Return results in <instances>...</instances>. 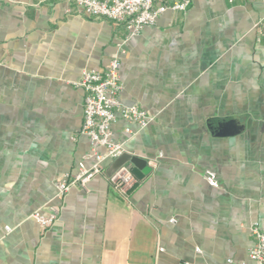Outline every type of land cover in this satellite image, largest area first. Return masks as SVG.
Returning a JSON list of instances; mask_svg holds the SVG:
<instances>
[{"label":"crops","instance_id":"1","mask_svg":"<svg viewBox=\"0 0 264 264\" xmlns=\"http://www.w3.org/2000/svg\"><path fill=\"white\" fill-rule=\"evenodd\" d=\"M125 36L70 0H0V264L249 263V226L264 232V0H191L130 38L119 99L154 116L112 125L135 185L108 183L116 159L53 199L63 173L94 163L72 83ZM227 118L235 132L214 135ZM49 204L59 218L42 229L31 214Z\"/></svg>","mask_w":264,"mask_h":264},{"label":"built area","instance_id":"2","mask_svg":"<svg viewBox=\"0 0 264 264\" xmlns=\"http://www.w3.org/2000/svg\"><path fill=\"white\" fill-rule=\"evenodd\" d=\"M75 8L90 17L106 18L124 26L126 36L116 45V52L103 71L83 70L72 85L83 93V123L80 133L88 138L90 152L94 160L88 169L80 168L77 172H65L55 181L53 199L63 201L71 189L84 190L97 175H104V166L118 159L122 144L113 138L112 125L120 117L125 123L138 129L148 127L153 121L146 111L137 105H123L119 96L122 90L120 80V58L126 53L130 38L138 36L147 26H154L157 19L166 11L185 12L191 0H70ZM132 134L129 129L125 130ZM103 149L100 153L98 150ZM204 181L212 188H218L214 172H203ZM108 183L123 196L135 185V178L129 166H121L107 178ZM31 218L42 229L53 226L59 218V207L49 204L44 210H36ZM170 223L174 224L173 219ZM6 231H10L6 228ZM252 245L248 250V264H264V232L257 223L249 226Z\"/></svg>","mask_w":264,"mask_h":264},{"label":"water","instance_id":"3","mask_svg":"<svg viewBox=\"0 0 264 264\" xmlns=\"http://www.w3.org/2000/svg\"><path fill=\"white\" fill-rule=\"evenodd\" d=\"M238 126V119L237 118H227V120H212L209 122V127L214 135H230L235 132V128ZM242 127V124H241ZM124 159L118 158L112 166V170H116L119 168Z\"/></svg>","mask_w":264,"mask_h":264}]
</instances>
